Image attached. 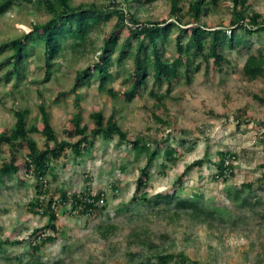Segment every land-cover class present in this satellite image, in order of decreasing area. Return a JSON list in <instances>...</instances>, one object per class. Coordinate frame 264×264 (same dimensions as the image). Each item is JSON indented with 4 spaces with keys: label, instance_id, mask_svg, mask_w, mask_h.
Returning a JSON list of instances; mask_svg holds the SVG:
<instances>
[{
    "label": "rangeland",
    "instance_id": "obj_1",
    "mask_svg": "<svg viewBox=\"0 0 264 264\" xmlns=\"http://www.w3.org/2000/svg\"><path fill=\"white\" fill-rule=\"evenodd\" d=\"M190 1L181 0V5L188 7ZM107 2L72 0L74 5H104ZM122 3L142 21H161L171 17V0H157L142 6H136L134 0H122ZM247 4L251 10L264 14V0H248ZM49 17L36 0H16L5 14L0 15V45L24 34L32 23L45 22ZM232 17L229 0H221L212 13L204 17V21L208 26L231 28ZM115 20V17L112 18L101 30L92 33L91 43L86 49L79 52L67 50L62 54L56 60L57 72L48 80H44L46 68L43 60L34 57L28 67L30 74L23 83L19 86H15L13 81L0 84V134L14 126V112L20 108L30 110V125L41 126L38 105L42 94L58 137L66 138L64 131L77 111L76 98L75 94H60L72 88L77 71L91 66L98 59L99 48ZM125 36L126 33H123L122 40ZM252 39V47L226 49L229 63H225L222 69L215 70L211 62L209 68L204 65L192 80H180L161 107L155 105V99L148 92L152 82L142 97L131 102L113 98L108 93L109 87L119 91L128 89L130 84L125 79L128 69L133 66L132 59L124 66L115 67L114 79L104 90H100L97 83L79 90L83 99L84 122L91 128L94 126L91 112L102 110L108 116L116 108L120 124L131 139L142 137L154 140L172 135L174 140L186 138L187 145L193 141L197 143L193 152H186L187 146L182 148L184 156L176 165L169 164L165 170L162 167L166 161L163 157L155 161L151 167L149 196L173 190L177 177L186 166L209 153L212 163L208 161L201 170H192L179 186L183 187L184 196L203 193L205 199L221 208L224 213L222 219H213L212 226L192 221L187 216L169 220L146 203H131L146 157L141 154L137 158L139 150H134L132 144H118V139L105 141L99 138L96 146L85 155H70L69 159L55 163L54 171L48 178L56 198L62 190L71 193L86 188L105 191L108 209L93 215H81L72 213L70 205L60 207L57 222L61 229L59 238L37 254L30 252L29 242L34 237L31 235L34 229L47 223L48 217L29 209L30 201L35 199L33 178L23 171L12 178H2L0 239L9 242L0 251V264H139L151 254L155 255L157 248L150 249L149 244L159 245V251L184 253L201 264H264V188L260 187L262 184L259 181L264 172V144L258 135L264 121V101L261 100L264 98V77L250 81L243 74L248 50L254 51L264 44V32L254 34ZM10 53L11 50L0 53V64ZM175 55V45L171 43L165 56L173 58ZM3 67L0 66V76L6 71L1 72ZM154 89L164 93L166 86L156 85ZM240 110L243 118L239 122L236 113ZM155 114L169 124L157 121ZM32 136L40 147H44V136L40 133ZM162 145L165 146V143ZM225 150H231L239 157L236 174L228 182L213 176L216 170L213 162L219 159L218 152ZM27 153V148L19 153L20 162ZM10 155V147L4 145L0 164ZM249 182L254 187L246 188L243 196L260 202L256 206H237L228 193ZM111 223L115 229L104 237L100 226ZM171 264L192 263L190 260H178Z\"/></svg>",
    "mask_w": 264,
    "mask_h": 264
},
{
    "label": "trees",
    "instance_id": "obj_2",
    "mask_svg": "<svg viewBox=\"0 0 264 264\" xmlns=\"http://www.w3.org/2000/svg\"><path fill=\"white\" fill-rule=\"evenodd\" d=\"M50 15L45 22L31 24L28 31L19 37L13 38L0 45V53L11 50V53L1 62L0 66L6 70L0 76V84L14 82L19 86L28 77L30 60L39 57L44 62L46 73L44 80L51 78L56 69V60L67 50L79 52L91 43V34L101 30L112 18H116L112 30L106 34L104 44L99 48L98 59L89 67L77 71L72 88L60 95L75 94V107L77 111L70 119L69 127L65 129L66 138L60 139L55 130L52 117L48 110L45 98L40 94L41 102L38 105L41 126L29 124L30 110L20 108L15 110L14 126L0 134V153L3 146L10 147L11 155L8 160L0 164V181L4 176L9 178L23 171L25 175L33 178L35 199L29 203V209L42 216H47L48 221L40 228H36L29 242L30 252L34 255L43 247L55 242L61 233L58 225V209L71 206L72 213L93 215L95 212H104L108 209L106 192L93 191L86 188L80 192L62 190L59 197L51 192L49 175L54 171V164L61 159H69L70 155L81 157L90 152L99 138L105 141L118 139V144L124 142L132 144L134 150H139L137 158L143 154L146 164L140 169L136 180V189L131 203H146L153 211L163 215L169 220H177L187 216L192 221L212 226V220L224 217L221 208L205 199L203 193L182 195L183 179L194 169L201 170L206 162H211L209 153L205 157L197 158L190 162L179 174L173 190L158 192L149 196L152 178L151 167L155 161L163 157L162 163L165 170L169 164L176 165L186 152H193L197 143L193 141L187 145L186 138L174 140L172 135L162 139L149 140L142 137L129 138L119 120L118 110L113 109L106 116L102 110L90 113L94 123L91 128L84 122L82 95L80 89L97 83L100 90H104L114 79L116 66H124L129 59L133 66L127 71L125 81L129 83L128 89L119 91L114 87L107 89L113 98L131 102L142 97L148 91L155 99V105L161 107L171 96L175 84L185 79L190 81L201 72L204 65L210 67L213 62L215 70H220L225 63L226 49L254 45L252 36L264 32V14L251 10L248 0H229L233 11L230 27L208 26L204 17L210 15L221 0H191L188 7L181 5V0H171V17L161 21H142L137 14L131 12L122 0H107L103 4L82 3L74 5L72 0H36ZM157 0H134L136 6L149 5ZM16 0H3L0 2V15L5 14ZM126 33L122 40V34ZM174 43L176 55L166 57L167 46ZM117 54V55H116ZM30 74V73H29ZM244 76L250 80L264 77V44L254 51L248 50L247 59L243 66ZM31 82H39L31 80ZM156 85L166 86L165 92H156ZM259 97V96H257ZM264 101V98H261ZM242 111L236 113L240 122L243 118ZM157 121L168 125V121L155 114ZM40 133L45 137L44 147H40L32 136ZM259 140L264 144V121L259 127ZM165 143V146L162 145ZM28 149L25 158L20 162L19 153ZM219 159L213 162L216 166L214 178L228 182L236 174L238 155L231 150L218 152ZM164 173L165 171H161ZM261 188H264V172L259 178ZM24 182V181H23ZM254 184L242 183L240 187L230 190L228 195L237 206H256L260 201H255L249 196H243L246 188L252 189ZM227 218V217H226ZM102 235L107 236L115 229L114 224L100 226ZM136 238V235H135ZM9 240L0 239V251ZM20 243L22 242L19 241ZM144 244V241H142ZM144 245H147L145 243ZM150 249L157 248L155 255L148 256L139 264H171L191 261L192 264H201L184 253L159 251V245L149 244ZM136 255L135 253H131ZM179 257L178 259H176ZM154 258L157 260L154 261ZM210 264V263H209Z\"/></svg>",
    "mask_w": 264,
    "mask_h": 264
}]
</instances>
